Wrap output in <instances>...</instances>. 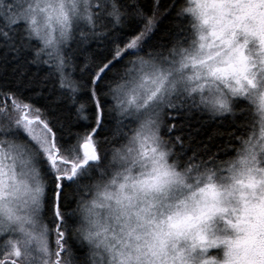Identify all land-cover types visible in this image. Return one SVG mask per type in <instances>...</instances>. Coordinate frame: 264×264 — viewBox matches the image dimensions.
I'll return each instance as SVG.
<instances>
[{"label": "snow or ice", "instance_id": "1", "mask_svg": "<svg viewBox=\"0 0 264 264\" xmlns=\"http://www.w3.org/2000/svg\"><path fill=\"white\" fill-rule=\"evenodd\" d=\"M0 264H264V0H0Z\"/></svg>", "mask_w": 264, "mask_h": 264}, {"label": "trees", "instance_id": "2", "mask_svg": "<svg viewBox=\"0 0 264 264\" xmlns=\"http://www.w3.org/2000/svg\"><path fill=\"white\" fill-rule=\"evenodd\" d=\"M167 24H168V21L165 20V21L162 23L161 28L163 29L164 27L167 26ZM212 127H214V125H210L208 130L211 131V128H212ZM205 134H207V133H205Z\"/></svg>", "mask_w": 264, "mask_h": 264}]
</instances>
